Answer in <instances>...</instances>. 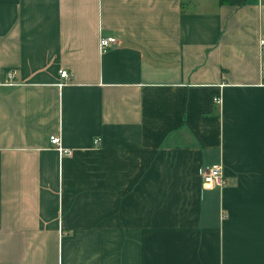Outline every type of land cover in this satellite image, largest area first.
<instances>
[{"label": "crops", "instance_id": "0c3cea01", "mask_svg": "<svg viewBox=\"0 0 264 264\" xmlns=\"http://www.w3.org/2000/svg\"><path fill=\"white\" fill-rule=\"evenodd\" d=\"M0 264H264V0H0Z\"/></svg>", "mask_w": 264, "mask_h": 264}, {"label": "built area", "instance_id": "2783aa9c", "mask_svg": "<svg viewBox=\"0 0 264 264\" xmlns=\"http://www.w3.org/2000/svg\"><path fill=\"white\" fill-rule=\"evenodd\" d=\"M117 38L114 36H101L99 45L102 52H107L110 48H112L117 43ZM60 75L63 79H70V72L66 69L60 70ZM15 76V71H11L8 73V77L13 79ZM61 83V85H63ZM214 101L218 104L222 102V98L220 95L214 97ZM50 142L52 146H54L61 155H71L73 150L71 148H67L63 146L62 139L60 135L53 134L50 136ZM101 143V138H96L94 140L95 145H99ZM200 174L202 176V181L205 188L208 187H223L226 184L224 169L222 164H213L204 166L200 170Z\"/></svg>", "mask_w": 264, "mask_h": 264}]
</instances>
